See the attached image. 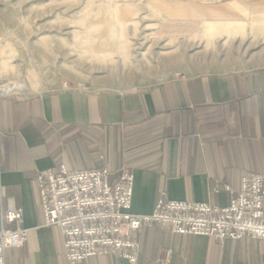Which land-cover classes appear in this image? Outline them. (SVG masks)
Segmentation results:
<instances>
[{
    "label": "crops",
    "instance_id": "obj_1",
    "mask_svg": "<svg viewBox=\"0 0 264 264\" xmlns=\"http://www.w3.org/2000/svg\"><path fill=\"white\" fill-rule=\"evenodd\" d=\"M171 23L263 24L264 0H148ZM252 63H264L252 60ZM128 169L131 213L169 200L225 208L247 174L264 175V67L163 81L148 89L62 90L0 95V227L22 209L27 229L5 264H69L57 227L44 225L37 172ZM137 264H264V242L175 235L157 226L137 236ZM78 264H129L115 256Z\"/></svg>",
    "mask_w": 264,
    "mask_h": 264
},
{
    "label": "rangeland",
    "instance_id": "obj_2",
    "mask_svg": "<svg viewBox=\"0 0 264 264\" xmlns=\"http://www.w3.org/2000/svg\"><path fill=\"white\" fill-rule=\"evenodd\" d=\"M121 28L126 52L118 49ZM251 29L247 36L237 22L171 23L148 0H0V95L123 92L264 67L252 63L264 61L263 24Z\"/></svg>",
    "mask_w": 264,
    "mask_h": 264
},
{
    "label": "built area",
    "instance_id": "obj_3",
    "mask_svg": "<svg viewBox=\"0 0 264 264\" xmlns=\"http://www.w3.org/2000/svg\"><path fill=\"white\" fill-rule=\"evenodd\" d=\"M34 179L44 225L60 230L69 264L109 255L137 264L138 233L153 226L220 242L242 238L264 242L262 174L243 176L240 191L225 208L173 201L161 194L151 214L137 216L131 213L134 176L126 168L69 170L62 164L37 172ZM1 225L0 264H5L6 252L20 249L27 240L22 209H6Z\"/></svg>",
    "mask_w": 264,
    "mask_h": 264
},
{
    "label": "bare ground",
    "instance_id": "obj_4",
    "mask_svg": "<svg viewBox=\"0 0 264 264\" xmlns=\"http://www.w3.org/2000/svg\"><path fill=\"white\" fill-rule=\"evenodd\" d=\"M117 15H121L120 14V12L119 11H117L116 10V16ZM209 28H210V30L208 31V33L209 32H211L209 35H212L210 38L212 39V38H214V37H216V33L213 31V28H214V26L213 25H209ZM122 30H121V32H123V33H121V35H122V37L123 38H121V39H123V40H121L122 41V43H119L120 45V47L118 46V49L121 51V52H126L127 50H128V47H129V44L127 43V40L125 39V34H124V29L123 28H121ZM214 29H217V28H214ZM207 31H205V33H206ZM205 33H203V35H205ZM205 37V36H204ZM120 41V42H121Z\"/></svg>",
    "mask_w": 264,
    "mask_h": 264
}]
</instances>
